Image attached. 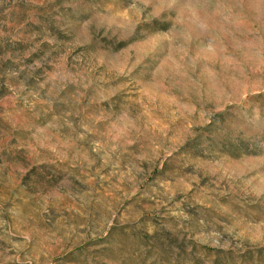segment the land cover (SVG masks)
Instances as JSON below:
<instances>
[{
	"label": "rangeland",
	"instance_id": "obj_1",
	"mask_svg": "<svg viewBox=\"0 0 264 264\" xmlns=\"http://www.w3.org/2000/svg\"><path fill=\"white\" fill-rule=\"evenodd\" d=\"M0 264H264V0H0Z\"/></svg>",
	"mask_w": 264,
	"mask_h": 264
}]
</instances>
